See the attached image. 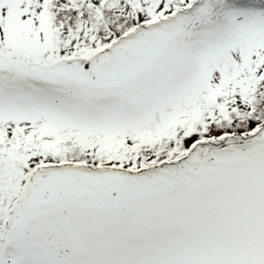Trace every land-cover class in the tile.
Segmentation results:
<instances>
[{
  "label": "snow or ice",
  "instance_id": "obj_1",
  "mask_svg": "<svg viewBox=\"0 0 264 264\" xmlns=\"http://www.w3.org/2000/svg\"><path fill=\"white\" fill-rule=\"evenodd\" d=\"M0 264H264V0H0Z\"/></svg>",
  "mask_w": 264,
  "mask_h": 264
}]
</instances>
